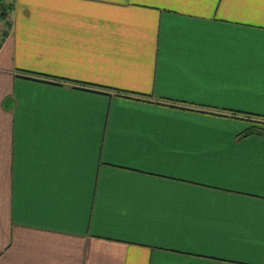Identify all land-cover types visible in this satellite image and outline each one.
Returning <instances> with one entry per match:
<instances>
[{"label": "crops", "instance_id": "1", "mask_svg": "<svg viewBox=\"0 0 264 264\" xmlns=\"http://www.w3.org/2000/svg\"><path fill=\"white\" fill-rule=\"evenodd\" d=\"M9 4L0 264H264V0Z\"/></svg>", "mask_w": 264, "mask_h": 264}, {"label": "trees", "instance_id": "2", "mask_svg": "<svg viewBox=\"0 0 264 264\" xmlns=\"http://www.w3.org/2000/svg\"><path fill=\"white\" fill-rule=\"evenodd\" d=\"M5 0H0V5L3 6V9L1 11V17L2 19L3 18H6L8 16V10L11 6V4H8L7 6H5L3 3H4ZM8 9V10H7ZM36 75H39V74H36ZM43 76V75H42ZM47 78H53V77H50V76H45ZM86 85V84H85ZM264 123V122H263ZM256 129H260V126L258 125H252L248 130L247 132H251V131H255Z\"/></svg>", "mask_w": 264, "mask_h": 264}, {"label": "rangeland", "instance_id": "3", "mask_svg": "<svg viewBox=\"0 0 264 264\" xmlns=\"http://www.w3.org/2000/svg\"><path fill=\"white\" fill-rule=\"evenodd\" d=\"M6 2L5 3H3L5 6H7L9 3H10V0H5ZM2 9H3V6L2 5H0V28L4 25V23H1L2 22V17H1V11H2Z\"/></svg>", "mask_w": 264, "mask_h": 264}]
</instances>
